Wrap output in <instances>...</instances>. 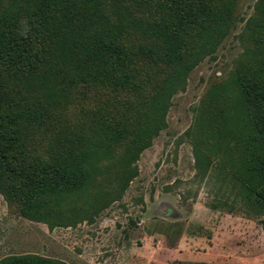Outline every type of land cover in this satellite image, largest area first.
<instances>
[{"label":"trees","instance_id":"obj_1","mask_svg":"<svg viewBox=\"0 0 264 264\" xmlns=\"http://www.w3.org/2000/svg\"><path fill=\"white\" fill-rule=\"evenodd\" d=\"M144 2L145 18L134 13L137 5L122 0H5L0 6V194L21 216L50 228L61 225L65 204L96 181L98 163L118 147L147 142L143 129L132 128L137 103L125 101L119 102L125 118L122 111L114 119L103 110L93 113L87 129L62 127L40 154L36 135L49 131L60 103H69L77 90L141 93L142 62L161 70L198 62L238 4ZM249 44L230 84L213 87L209 98L219 109V141L246 134L233 177L264 207V0L251 21ZM228 86L239 95L224 101ZM0 264L66 263L20 255Z\"/></svg>","mask_w":264,"mask_h":264},{"label":"rangeland","instance_id":"obj_2","mask_svg":"<svg viewBox=\"0 0 264 264\" xmlns=\"http://www.w3.org/2000/svg\"><path fill=\"white\" fill-rule=\"evenodd\" d=\"M122 1L146 17V0ZM258 3L238 0L198 62L169 70L139 64L141 93L77 90L60 103L49 131L36 135L40 154L62 127L87 129L93 113L114 119L122 111L125 118V101L137 103L132 128L143 129L147 142L118 147L98 163L96 181L65 204L61 225L21 216L0 194V261L37 255L66 264H264V207L233 177L248 139L243 132L218 140L219 109L209 98L246 58ZM238 95L228 86L224 101Z\"/></svg>","mask_w":264,"mask_h":264}]
</instances>
